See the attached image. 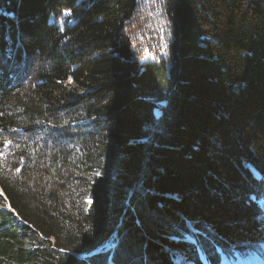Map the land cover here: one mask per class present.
Returning <instances> with one entry per match:
<instances>
[{"label":"trees","instance_id":"trees-1","mask_svg":"<svg viewBox=\"0 0 264 264\" xmlns=\"http://www.w3.org/2000/svg\"><path fill=\"white\" fill-rule=\"evenodd\" d=\"M0 188V264L262 253L264 0H0Z\"/></svg>","mask_w":264,"mask_h":264},{"label":"rangeland","instance_id":"rangeland-1","mask_svg":"<svg viewBox=\"0 0 264 264\" xmlns=\"http://www.w3.org/2000/svg\"><path fill=\"white\" fill-rule=\"evenodd\" d=\"M0 194H1V190H0ZM4 208H7L8 209V206L4 207ZM3 207L1 208L0 206V210L4 209ZM113 244H116V239L112 240L108 245H110V247L113 245ZM111 250H113L111 248ZM260 251L262 253H264V247H260ZM112 252V251H111ZM110 252V253H111ZM260 252H247V253H244V254H240V253H235L232 255V259H229L231 256L229 255L227 258L224 257L222 260H223V263H227L228 264H262V256H259ZM235 256H238V257H235ZM226 259H229V260H226ZM173 260H174V264H193L192 262L188 261V259L186 257H184L183 255H181L179 252H175L173 253Z\"/></svg>","mask_w":264,"mask_h":264},{"label":"water","instance_id":"water-1","mask_svg":"<svg viewBox=\"0 0 264 264\" xmlns=\"http://www.w3.org/2000/svg\"><path fill=\"white\" fill-rule=\"evenodd\" d=\"M115 237H116V234L112 235V237L110 238V242H111ZM111 248L114 249V245H112L111 247H110V245H108V247H107V245L105 244L103 247H101V249H98V250H99L100 253H107L108 250L111 249ZM68 254L75 255L74 253H69V252H68ZM90 255H91V254H83V255H80L79 257H82V259H83V258H89V257H91ZM75 256H76V255H75Z\"/></svg>","mask_w":264,"mask_h":264},{"label":"bare ground","instance_id":"bare-ground-1","mask_svg":"<svg viewBox=\"0 0 264 264\" xmlns=\"http://www.w3.org/2000/svg\"><path fill=\"white\" fill-rule=\"evenodd\" d=\"M114 252V251H113ZM226 257V256H225ZM235 257H238V256H235ZM233 257H230L229 259H232ZM229 259H226V260H229Z\"/></svg>","mask_w":264,"mask_h":264}]
</instances>
